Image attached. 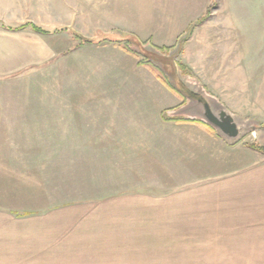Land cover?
Wrapping results in <instances>:
<instances>
[{
  "label": "crops",
  "instance_id": "0c3cea01",
  "mask_svg": "<svg viewBox=\"0 0 264 264\" xmlns=\"http://www.w3.org/2000/svg\"><path fill=\"white\" fill-rule=\"evenodd\" d=\"M217 1L187 40L194 55L218 70L219 54L264 70V0ZM211 3L184 4L180 18L195 22ZM24 31L0 26V77L41 61ZM117 83L98 96H22L0 111V264H264V154L201 119L205 106L223 117L216 102L229 98L202 103L155 77ZM238 85L246 80L227 84Z\"/></svg>",
  "mask_w": 264,
  "mask_h": 264
},
{
  "label": "rangeland",
  "instance_id": "374dc122",
  "mask_svg": "<svg viewBox=\"0 0 264 264\" xmlns=\"http://www.w3.org/2000/svg\"><path fill=\"white\" fill-rule=\"evenodd\" d=\"M167 1L173 4L172 0H0V26L15 29L32 23L50 32L41 36L28 26L24 28L19 39L41 43L42 59L39 64H28L24 71L0 77V111L12 109L8 101L22 96L47 100L67 95L98 96L114 89L108 84L114 79L119 85L115 90L120 91L129 78L155 77L187 97L186 90L202 98L212 94L223 102L229 98V102L215 101L216 109L224 111L220 120L234 114L236 135L222 132L207 120L205 112L202 121L217 129L228 144L237 145L238 150L261 154L249 145L264 147V70H236L235 64L224 65L222 54L218 55V65L222 66L219 70L211 61L204 64L203 56L197 58L192 41L187 44V40L197 26L206 22L218 1L212 0L214 3L204 14L190 24L180 17L186 11L184 4L189 6L194 0L190 4L188 0H175L177 11L173 5L170 15L174 12V16L170 18ZM83 39L93 42L82 44ZM186 52L192 54L185 57ZM198 59L202 63L196 68ZM238 80H246V85L227 86ZM51 104L43 106L52 111ZM25 182L28 188L32 184ZM59 201L63 198H50L46 204Z\"/></svg>",
  "mask_w": 264,
  "mask_h": 264
},
{
  "label": "water",
  "instance_id": "95a60500",
  "mask_svg": "<svg viewBox=\"0 0 264 264\" xmlns=\"http://www.w3.org/2000/svg\"><path fill=\"white\" fill-rule=\"evenodd\" d=\"M205 117L209 122L220 128L222 132L232 136L236 135L237 130L235 128V125L232 123V119L230 117H228L227 120H220L216 118L206 106H205Z\"/></svg>",
  "mask_w": 264,
  "mask_h": 264
},
{
  "label": "trees",
  "instance_id": "16d2710c",
  "mask_svg": "<svg viewBox=\"0 0 264 264\" xmlns=\"http://www.w3.org/2000/svg\"><path fill=\"white\" fill-rule=\"evenodd\" d=\"M27 26L30 29H32L33 31L38 32V33H43V34L50 33V32H48V30L42 29L41 27L36 26L35 24H32V23H25V24H23V25L15 28V29L16 30H19V29H23V28H25ZM62 29L65 30V28H62ZM92 42L93 41L90 40V39H83L81 43L84 44V43H92ZM186 93H187L188 96H190L192 98H195V99L201 101L202 103L204 102V99L200 95L195 94V93H193V92H191L189 90H186ZM249 147H251L252 149H255L257 151H261L262 153H264V147L263 146H256L254 144H250Z\"/></svg>",
  "mask_w": 264,
  "mask_h": 264
}]
</instances>
